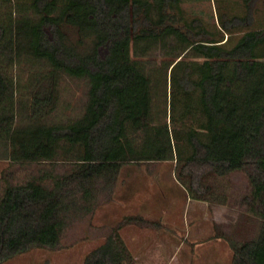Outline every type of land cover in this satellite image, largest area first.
Wrapping results in <instances>:
<instances>
[{"label": "trees", "instance_id": "1", "mask_svg": "<svg viewBox=\"0 0 264 264\" xmlns=\"http://www.w3.org/2000/svg\"><path fill=\"white\" fill-rule=\"evenodd\" d=\"M180 1L99 0L97 6L94 0H31L36 22L12 20V10L8 19H0V57L12 61L20 54L14 50L21 49L48 62L50 89L58 74L85 78L90 84L84 116L64 132L35 123L51 103L47 89L34 92L35 124L14 129L6 97L14 88L0 73V139L8 144L10 158L52 162L61 154H77L74 172L53 180L51 186L46 173L23 186L5 188L0 200V264L33 249L57 248L70 209L65 188L79 186L86 196L97 181L116 176L122 164L167 160L176 161L175 179L196 200L211 192L204 183L210 175H247L261 227L253 239L229 241L231 264H264V31L246 32L231 47L229 37L195 41L177 24ZM240 1L251 5L257 0ZM10 3L0 0V9ZM19 7L14 11L19 13ZM153 7L155 20L150 17ZM99 10L115 21L126 12L142 16L147 25L137 32L121 24L113 29L100 21ZM221 26L224 34H232L225 22ZM46 27L54 28L61 46L53 44ZM67 28L89 40L88 52L65 44ZM160 45L169 49L173 61L153 79L137 58ZM160 77L170 91L164 123L152 113ZM133 135L141 139L138 148ZM136 222L142 221L124 219V224ZM124 224L88 253L83 264H132L119 235Z\"/></svg>", "mask_w": 264, "mask_h": 264}, {"label": "rangeland", "instance_id": "2", "mask_svg": "<svg viewBox=\"0 0 264 264\" xmlns=\"http://www.w3.org/2000/svg\"><path fill=\"white\" fill-rule=\"evenodd\" d=\"M94 3L100 4L99 0ZM30 4L31 0H11L10 9L8 6L0 9V19H8L12 10V20L19 17L34 23L37 17L30 11ZM16 5L20 6L19 13L14 11ZM179 9L177 24L195 41L229 37L231 47L246 32L264 31V3L260 0L251 5L240 0H181ZM150 12L155 20L154 7ZM98 16L113 29L121 24L137 32L147 25L142 16L129 12L121 14L117 21L100 10ZM235 17L237 20L233 21ZM222 21L232 34H224ZM45 33L54 45L61 46L53 27H46ZM65 35V44L82 53L90 50L89 40H82L74 29L67 28ZM17 51L20 54L12 61L0 57V73L8 86L14 88L13 95L6 96L7 113L15 117L13 128L26 129L38 122L64 132L85 114L88 79L58 74L50 89L46 81L50 71L48 62L35 59L21 49L14 50ZM168 52L169 49L160 45L137 59L147 74L158 79L163 66L173 61ZM133 53L131 49L132 57ZM100 54H104L103 48ZM37 89H47L51 103L43 107L34 123L32 99ZM156 91L152 113L159 123H164L165 112L169 117L170 91L163 77L159 78ZM166 123L169 125V119ZM131 139L136 148L140 147L139 135ZM8 148L6 141L0 139V200L8 186H23L44 174H48L46 184L51 186L53 180L71 175L77 165V154H61L52 162L13 161ZM175 165V160L128 162L121 165L112 179L97 181L86 196L79 186L65 188L70 209L64 215L65 228L57 248L33 249L5 264H83L88 253L101 246L127 217L142 221L124 224L119 230L132 264H231L233 251L229 241L253 239L261 227V220L254 215L259 207L251 202L247 175L243 171L220 177L210 175L204 183L212 187L211 192L196 200L175 179Z\"/></svg>", "mask_w": 264, "mask_h": 264}]
</instances>
